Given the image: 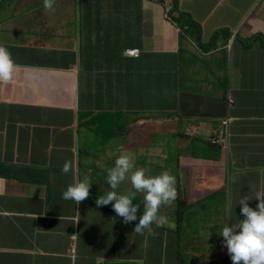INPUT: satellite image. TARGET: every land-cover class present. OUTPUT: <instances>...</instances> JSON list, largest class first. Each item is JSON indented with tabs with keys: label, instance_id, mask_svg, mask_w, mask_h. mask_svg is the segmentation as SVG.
<instances>
[{
	"label": "clouds",
	"instance_id": "1",
	"mask_svg": "<svg viewBox=\"0 0 264 264\" xmlns=\"http://www.w3.org/2000/svg\"><path fill=\"white\" fill-rule=\"evenodd\" d=\"M21 1L0 0V23L3 30L16 24L14 30L18 34L12 32L14 37H21L25 32L20 26H24L30 8L40 10L43 6L47 15L56 12L84 15L87 11L86 0H24L35 1L30 6ZM121 1L136 4L138 18H151L150 32L141 42L129 46L124 43L114 50L113 60L130 61L131 65L125 64L124 78L117 76L120 71L101 72L112 74V79L102 93L93 94L99 98L93 108L83 104L88 90L82 81L78 107L73 111L75 119L69 115L76 86L68 68L39 65L27 77L31 89H42L37 95L55 101L43 108L57 116L46 142L53 168L64 178L73 174L84 177L76 178L72 184L68 182L58 194L44 199L43 213H29L23 208L16 212L0 211V218L51 215L59 222L79 224L82 207L103 209L136 235L132 243H128L130 234L120 235L118 240L126 239L127 246L135 244L138 249L136 254L123 251L127 255L124 259L114 253L108 256L98 252L103 258L101 264H172L155 242H147L144 247L143 238L137 233L150 226L160 229L152 239L165 235L169 229L179 236L178 230L183 232L186 223L191 230L202 227L205 241H200L198 235L190 236L187 243L182 241L181 259H198L200 264L221 260L227 264H264V196H255L254 208L247 203L250 199L242 196L236 203L242 218L232 222L229 182L225 179L223 186H210V179L220 181L224 176L222 163L230 164L229 146L236 127H242L239 134L245 140L250 138L248 136L264 140V79L260 80L264 71V36L257 34V25L251 19L253 15L258 17V6L252 5L234 28H219L206 38L203 22L184 8L182 0ZM216 1L222 0H209ZM16 2L21 9L13 12ZM231 2L235 4L234 0ZM158 3L161 14L156 25L152 18ZM82 26L80 24L77 31L83 30ZM236 47L242 51L239 63L234 57ZM77 57L81 77L100 73L84 70L83 56L78 54ZM16 68L8 48L0 44V82H13ZM128 75L130 79L132 76L139 79L138 86L128 84ZM206 92L214 96V105L204 104ZM11 111L25 112L20 106H11ZM83 115L97 126L90 140L82 135ZM78 136L79 143L74 140ZM128 144L136 145L135 157L127 151L121 153L122 147ZM110 147L117 150H108ZM196 149L207 152L208 157L201 161L195 155ZM172 151L175 153L171 154ZM62 154L66 157L54 160L55 155ZM176 162H181L177 171ZM100 177L106 179L108 190L94 200L88 178ZM212 196L215 199H211ZM135 199L141 202H134ZM207 204H214L215 212L207 213L206 223L203 212ZM177 208L183 209V214L172 216ZM191 214L196 216L194 224L188 218ZM95 216L94 212L90 217L92 221ZM172 222L177 223L176 227H172ZM213 224L220 230L209 241ZM67 237L74 259L79 234L70 232ZM151 247L153 253L145 254ZM185 248L193 249L187 252ZM201 249L205 253H201ZM220 256L223 258L219 259ZM88 259L91 264H98L96 256Z\"/></svg>",
	"mask_w": 264,
	"mask_h": 264
},
{
	"label": "crops",
	"instance_id": "2",
	"mask_svg": "<svg viewBox=\"0 0 264 264\" xmlns=\"http://www.w3.org/2000/svg\"><path fill=\"white\" fill-rule=\"evenodd\" d=\"M21 3L30 6L35 1L22 0ZM234 3L231 0H182L184 8L203 22L206 38L219 28H234L252 5L258 6V17H251L253 24L264 28V0H234ZM160 6L158 3L152 18L156 25L159 24ZM86 10L84 15L75 12L47 15L48 11L43 6L40 10L30 8L24 18V26H20L25 29L21 37L13 35L18 34L14 30L16 24L3 30L0 23V44L8 48L17 65L12 78H15L14 81L7 84L0 82V211L16 212L24 208L23 211L26 209L29 213H43L45 209L41 204L44 199L58 194L68 182L72 184L76 178L84 177L73 174L70 178H64L53 168L47 155L46 142L48 131L57 123V116L55 112L43 108L55 101L48 96L37 95L42 92L41 88L31 89L28 86L29 72L39 65H59L70 70L76 89L69 115L75 119L73 111L78 107L82 81L88 90L83 104L88 106L86 108H93L99 100L93 94L102 93L110 86L112 79V74L101 72L120 71L117 76L124 78L123 71L127 70L125 64L131 65L130 61L113 60L114 50L124 43L127 46L139 43L150 32L151 18H138L134 3L86 0ZM80 24H83V30L77 31ZM241 52L236 47L234 57L238 63ZM78 54L83 56L84 70L100 73L81 77ZM263 79L264 71L260 80ZM65 81L68 84L69 81ZM128 84L138 86L139 79L135 76L130 79L128 75ZM11 106H20L25 112H12ZM81 118L82 135L90 140L97 126L86 115ZM111 127L114 128L112 120ZM241 130L242 127H236L233 131L235 137L229 146L230 164L222 163L224 176L220 177V181L210 179L213 188L223 186L225 179L229 182L232 219L242 218L236 204L242 196L250 199L247 203L253 208L257 203L255 196H264V140L259 141L252 136L245 140L239 134ZM79 139V136L74 138L78 143ZM108 150L117 149L110 147ZM65 157V154L55 155L54 160ZM88 179L92 183L94 200L107 193L105 178ZM92 205L96 207L95 203ZM94 212L96 216L92 221L90 217ZM80 213L79 224L59 222L51 215L45 218H0V264H91L88 258L92 256H96L98 264H101L103 258L98 252H105L108 256L114 253L120 259L127 256L123 251L137 253V245L123 249L118 240L120 235L127 234H130L128 243L136 238L129 226L119 223L103 209L90 210L84 206ZM70 232L79 234L74 259L67 237Z\"/></svg>",
	"mask_w": 264,
	"mask_h": 264
},
{
	"label": "rangeland",
	"instance_id": "3",
	"mask_svg": "<svg viewBox=\"0 0 264 264\" xmlns=\"http://www.w3.org/2000/svg\"><path fill=\"white\" fill-rule=\"evenodd\" d=\"M20 9H21L20 3L19 2H16L14 4V6H13V12H17ZM69 9H71V7H69ZM257 34L259 36H261V37L264 36V28H263L262 25H257ZM155 132H157L156 129H155ZM135 147H136V145H129V144L128 145H125L124 147H122L121 153L127 151V152L132 153L133 157H135L136 156V153L133 151V148H135ZM174 153H175L174 151L171 152V154H174ZM195 155H196L197 158L201 159V161H203L206 157H208L207 152H204L202 149H196L195 150ZM125 178H127V176ZM129 185H131L130 182H129ZM137 195H139V198H140V194L137 193ZM134 202L140 203L141 200L140 199L139 200L138 199H135ZM178 211H181V208H177L172 213V216H175L176 217L177 214H179ZM192 214H195V212H193ZM230 219H231L232 222H235L238 219V217L232 219L231 216H230ZM186 222H187V220H186ZM172 223L174 224L172 227H176L177 223L176 222H172ZM215 226L216 225H214V224L211 226V228H212V234H211V236L209 238V241L212 238H214L215 235H216V232L218 233L219 230H220V227H215ZM158 230H160V229H158L156 227L155 228H151L149 226L147 229H145L144 232L142 231L140 233H137L141 238H143L144 247L146 246L147 242H155L156 243L155 245L157 246V248L159 247V249L161 251H163V252H165L167 250V248H169L170 251L176 250L175 249V242L178 240V233L176 231H172V230L169 229V230H167V232L165 233V235H160L159 238H153L154 239L153 240L151 238V236L155 232H157ZM182 235H183L182 241L184 243H187V241H189V237L190 236H193V235H198L200 241H202V242L205 241L204 229L202 227H196V228H193V230H191V228L187 226V223L185 224V228H184V230L182 232ZM149 238L151 240H149ZM120 241L122 243L121 247H126L127 246V242L124 241L123 238ZM114 249H115V247H114ZM192 249L193 248H188V249L185 248V250L187 252L191 251ZM192 253H195L196 254V252H192ZM201 253H205L204 250L201 249ZM221 258H223V256H220L219 257V259H221Z\"/></svg>",
	"mask_w": 264,
	"mask_h": 264
},
{
	"label": "trees",
	"instance_id": "4",
	"mask_svg": "<svg viewBox=\"0 0 264 264\" xmlns=\"http://www.w3.org/2000/svg\"><path fill=\"white\" fill-rule=\"evenodd\" d=\"M181 12V11H180ZM183 13V12H181ZM183 15V14H182ZM221 31H218L217 33H220ZM204 98H207V100H204V104L207 105V104H211V105H214L215 103V98L213 95H210L209 92H206L205 95H204ZM181 164V162H176L175 163V170L177 171L178 169V166ZM211 199H215V197H211ZM206 206V211L204 209V212H203V216L205 217V222L207 223L208 222V218H207V213L208 212H215V205H210V204H207L205 205ZM207 206L210 207V210L207 211ZM183 209L181 211H178L179 214H183ZM191 217H188L189 218V221L190 223H196L197 220H196V216L194 215H190ZM179 232V236H178V241L175 242V249L176 250H173V251H170L169 248H167V250L163 253V256L170 262V263H175V262H178L179 264H200V261H197L198 259L196 260H183L181 259L180 257V253L183 252V245H182V238H181V235H182V231L181 229L178 230ZM153 253V248H147L145 250V254L147 255H151ZM170 253L172 254V256H170ZM210 264H227V261H224V260H221V261H217V262H212Z\"/></svg>",
	"mask_w": 264,
	"mask_h": 264
}]
</instances>
